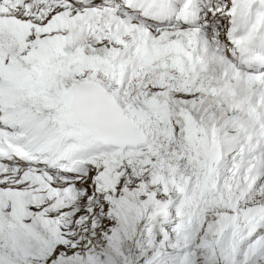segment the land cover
I'll return each instance as SVG.
<instances>
[{
	"label": "snow or ice",
	"instance_id": "6c2138e0",
	"mask_svg": "<svg viewBox=\"0 0 264 264\" xmlns=\"http://www.w3.org/2000/svg\"><path fill=\"white\" fill-rule=\"evenodd\" d=\"M0 264H264V0H0Z\"/></svg>",
	"mask_w": 264,
	"mask_h": 264
}]
</instances>
